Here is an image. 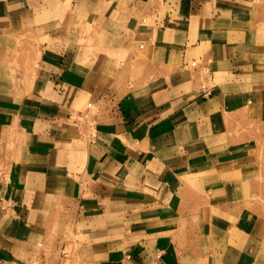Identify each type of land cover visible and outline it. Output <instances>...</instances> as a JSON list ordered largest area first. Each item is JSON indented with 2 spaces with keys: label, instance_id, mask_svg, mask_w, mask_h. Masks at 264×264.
Here are the masks:
<instances>
[{
  "label": "crops",
  "instance_id": "obj_1",
  "mask_svg": "<svg viewBox=\"0 0 264 264\" xmlns=\"http://www.w3.org/2000/svg\"><path fill=\"white\" fill-rule=\"evenodd\" d=\"M30 30L43 74L23 95L0 90V128L21 126L0 157L12 167L0 168V264H17L9 250L33 242L50 208L41 200L56 192L74 193L95 219L127 212L106 264H264L243 200L248 153L229 136L233 118L264 103V0H0V41ZM102 53L129 76L97 96L101 136L86 147L65 89L87 83L89 58ZM193 62L219 81L209 98Z\"/></svg>",
  "mask_w": 264,
  "mask_h": 264
},
{
  "label": "rangeland",
  "instance_id": "obj_2",
  "mask_svg": "<svg viewBox=\"0 0 264 264\" xmlns=\"http://www.w3.org/2000/svg\"><path fill=\"white\" fill-rule=\"evenodd\" d=\"M0 42L5 45L4 49L7 46L11 47L10 50L0 51V90L11 87L23 95L32 90L36 78L43 74L41 62L43 52L39 41L30 30L19 35H6ZM91 59L94 65L89 69L87 83L72 81L65 89L68 94L73 93L77 96L74 106L77 112L69 117L75 127L73 137L77 143L80 142L86 147L97 144L101 136L97 126L98 122L103 120L101 114L103 105L102 98L97 100V96L114 85L122 87L123 81L129 76L125 62L113 64L108 60L109 56L103 53L98 57L92 55L89 60ZM190 66L193 69H200L202 74L207 75L208 78H202L201 86L209 84L217 87L219 81L212 78L207 65L197 62L194 65L193 62ZM129 71L135 75V71L131 69ZM259 110L261 113L259 115L247 114L246 118L239 114L233 118L231 121L235 126L229 136L235 152L245 148V152L248 153L246 159L249 162H244L243 166L251 175L247 180V194L243 200L248 206L249 222L259 224L258 233L264 237V103ZM22 117L27 122L30 115L25 114ZM18 121L16 119L15 124H10L8 129L6 126L0 128V157L4 155V159L14 150L16 141H21V126H18ZM5 132L7 136L4 135ZM4 142L10 146L5 147ZM11 158L15 159L13 155ZM0 168L12 172L10 165H1ZM220 170H225L224 165ZM73 194L68 196L67 193L56 192L52 196L42 198L43 207L49 205L50 208L40 210L41 225L37 228L39 232L33 242L17 243L9 250L16 257L14 258L17 264H106L109 256L119 251L122 244L117 249L108 242V239L114 236L117 229L121 228L122 231L126 227L122 224L129 222L127 221L129 217L125 215L127 212L120 207L118 211L115 210L114 217L109 213L95 219L97 215L83 210L80 199ZM111 220H115L120 226L111 228L95 224L97 221L106 224ZM106 229L110 232H105Z\"/></svg>",
  "mask_w": 264,
  "mask_h": 264
},
{
  "label": "built area",
  "instance_id": "obj_3",
  "mask_svg": "<svg viewBox=\"0 0 264 264\" xmlns=\"http://www.w3.org/2000/svg\"><path fill=\"white\" fill-rule=\"evenodd\" d=\"M194 65H195V63H194ZM213 91H214L213 86H210L209 84H203V85L201 86V93H202V96H203L204 98H209V97H211L212 94H213Z\"/></svg>",
  "mask_w": 264,
  "mask_h": 264
}]
</instances>
